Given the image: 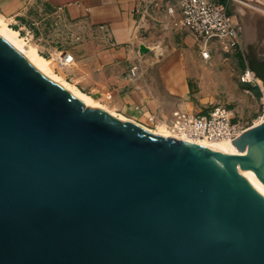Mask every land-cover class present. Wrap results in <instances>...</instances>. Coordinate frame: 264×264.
Instances as JSON below:
<instances>
[{
    "label": "water",
    "instance_id": "1",
    "mask_svg": "<svg viewBox=\"0 0 264 264\" xmlns=\"http://www.w3.org/2000/svg\"><path fill=\"white\" fill-rule=\"evenodd\" d=\"M233 144L88 107L0 37V264H264V122Z\"/></svg>",
    "mask_w": 264,
    "mask_h": 264
},
{
    "label": "crops",
    "instance_id": "2",
    "mask_svg": "<svg viewBox=\"0 0 264 264\" xmlns=\"http://www.w3.org/2000/svg\"><path fill=\"white\" fill-rule=\"evenodd\" d=\"M222 1L238 23L240 53L248 63L262 62L264 0ZM145 7L140 0H0V17L19 32L28 31V26L36 22L38 16L44 17L43 20L50 17L53 23V15L59 9L63 20L78 21L83 26L79 33L84 40L76 51L61 50L74 57L75 65L70 66L74 61L71 64L65 59L63 64L61 57H51L79 90L101 97V103L123 116V120L147 128L148 124L154 125L150 123L151 115L158 117L157 126L166 125L175 109L194 111L195 105L205 104L206 99L199 98V103L192 100L201 96V92L191 90L189 80L207 77V64L222 63L228 69L233 57L222 58V48L214 41L210 45V59L205 60L194 35L180 27L179 14L168 15L163 5L153 4L140 19ZM137 9L141 12L137 13ZM140 20L150 32L147 41L136 43ZM52 23L49 21L48 25ZM102 26L109 32L108 37L100 29ZM39 47L51 54L54 50L60 51L53 46ZM141 47L148 52H142ZM158 48L164 52L162 59ZM134 67L138 68L137 77L132 78ZM230 75L226 70L219 73V79L232 81L224 83V89L244 86Z\"/></svg>",
    "mask_w": 264,
    "mask_h": 264
},
{
    "label": "built area",
    "instance_id": "3",
    "mask_svg": "<svg viewBox=\"0 0 264 264\" xmlns=\"http://www.w3.org/2000/svg\"><path fill=\"white\" fill-rule=\"evenodd\" d=\"M146 5L145 10H142V17L148 14L151 5H163L168 15L179 14V24L182 27L189 29L197 38L202 57L209 60L211 56L210 45L217 41L220 46L232 51L240 50L241 37L238 23L229 13L226 3L220 0H140ZM60 10V9H59ZM59 10H56L53 17L54 21L51 27H62L63 34L69 37L74 42H82L84 36L79 33V29L83 26L77 22L63 20L59 15ZM140 13L139 9L136 10ZM33 26H39V23L33 22ZM137 27L143 28L142 21L137 23ZM39 29V28H38ZM100 29L105 31L108 37L109 32L102 26ZM65 31V32H64ZM56 33V31L54 30ZM27 35L34 39L31 31ZM42 35V34H40ZM43 52V51H42ZM48 53V52H47ZM46 53V54H47ZM51 53H48L49 57ZM137 67H134L131 72V77H137ZM240 80L253 88H260L264 94V83L256 76L254 71L249 67L245 69ZM264 99V96H263ZM233 114L225 108H217L210 115H200L194 111L185 109H175L171 116V125L176 132L181 136H188L194 140L205 139H224L231 138L233 141L244 132L245 128L232 122ZM158 117L151 115L150 121L156 122ZM180 140V139H179ZM187 141V140H183ZM192 142V141H188ZM195 142V141H194Z\"/></svg>",
    "mask_w": 264,
    "mask_h": 264
},
{
    "label": "rangeland",
    "instance_id": "4",
    "mask_svg": "<svg viewBox=\"0 0 264 264\" xmlns=\"http://www.w3.org/2000/svg\"><path fill=\"white\" fill-rule=\"evenodd\" d=\"M43 18L44 17L42 16H38V18H36L37 20L36 22L39 23L38 27L33 26L32 24L28 26V31H31V34L34 35V39H32L30 35L29 36L27 35V32H28L27 30H21L20 32L21 36L26 38V40L29 41L30 44L36 46L40 55L44 57H48L46 54L47 51L42 52L43 50H41V48L39 47L40 45L49 47V48L50 46H53L55 48H58L60 51L54 50V52H52V54L49 57H51L52 55L56 57H61L62 58L61 61L63 64L65 63L64 62L65 59L69 60L70 63L72 64V62L74 61L73 59L74 57H72V55L69 52H64L61 50H67V51H72V52L76 51L81 43L74 42L69 37H67L65 34H63L62 27H57V26L51 27L50 24L48 25L49 21L50 23H52V18L46 17L45 20H43ZM180 27L182 26L180 25ZM182 28L192 33L189 29L185 27H182ZM54 30L56 31V33L54 32ZM138 31L140 32V34L138 35V38L136 39V43H139L140 41L145 42V40L147 41V38H148L147 35L149 34L150 29L149 30L146 29L145 26L143 25V28H140V29L138 28ZM220 47L222 48L221 50L222 58H224V56L233 57V61L230 62L228 69H225V66L222 63L207 64L206 65V70L208 71L207 77L203 79L198 78L197 81L189 80L191 90H194L195 92H198V91L201 92V96L192 97V100L198 103H199L198 101L199 98L208 100L203 105H200V103L199 105H195L194 112L200 115H210L211 113H213L215 109L222 107V108H225L227 111H229L231 114H233V118H232L233 124H237L241 126L242 128L248 129L250 127H253L256 123H259L262 119L261 117H263V114H264L263 96L264 94L260 90V88L258 87L253 88L247 84L242 83L240 80V76L242 72L249 67V63L247 62L246 57H243L239 50H237L238 52H235L230 49L223 48L222 46ZM158 49L161 51V56L160 57L158 56V57L162 59L164 57L163 55L164 52L162 48H158ZM158 54L159 53L157 52V55ZM155 55L156 54H154L153 56ZM54 60L56 61V59ZM56 64L58 66L57 73L59 72L64 73L60 69L57 61H56ZM74 65H75V61L70 66L72 67ZM223 70L229 71L232 74L230 75V77L232 78L234 77V79L236 78V80L237 81L239 80L238 82L241 84H244V86H240L238 88L233 86V88H231V90L229 91L224 89V87H226L224 83L226 82L232 83V81L231 79H227V81H223L222 79H219V73L223 72ZM68 82L70 81L68 80ZM213 91H216V93H213ZM192 93L194 92L192 91ZM212 98H213V101H210L209 99H212ZM99 102L101 103V97L99 98ZM96 108L104 109L99 106ZM150 123H153L154 125L151 126L148 124V126H146L147 127L146 129H148L152 133H155L154 131L157 130L159 125L166 126L165 124H159L157 126V124L152 121H150Z\"/></svg>",
    "mask_w": 264,
    "mask_h": 264
},
{
    "label": "bare ground",
    "instance_id": "5",
    "mask_svg": "<svg viewBox=\"0 0 264 264\" xmlns=\"http://www.w3.org/2000/svg\"><path fill=\"white\" fill-rule=\"evenodd\" d=\"M235 20V19H234ZM236 21V20H235ZM0 37H2L5 41H7L12 47H14L18 52H20L34 67H36L40 72L46 75L48 78L53 80L54 82L58 83L66 90H68L72 95L80 99L86 106L96 108L102 107L111 113L114 116H118V114L114 110H110L105 105L99 102V98L97 96L88 95L81 90H79L76 86L68 82L64 73H57V64L54 60L55 58L52 57H44L40 55L36 46L30 44L26 38L22 37L20 32L14 30L8 25V22L3 18L0 17ZM141 51L146 53L148 49L145 47H141ZM118 117L125 119L123 116L119 115ZM261 121L256 123L254 126H257L264 122V114L261 117ZM144 128V127H143ZM251 128V127H250ZM146 129V128H145ZM148 130V129H146ZM247 130V129H245ZM244 130V131H245ZM149 131V130H148ZM151 132V131H150ZM155 134L161 135L164 137H172L175 139L180 140H187L198 143L202 146L211 147L218 151L220 150H229L232 149L235 157L244 159L246 161H250V156L248 151L245 153L240 152L236 146L233 144V140L231 138H224V139H205V140H194L188 136H181L179 135L171 123L166 124V126H160L154 131ZM246 176L249 178L253 187L259 190L261 193L264 194V185H262L252 173H246Z\"/></svg>",
    "mask_w": 264,
    "mask_h": 264
},
{
    "label": "trees",
    "instance_id": "6",
    "mask_svg": "<svg viewBox=\"0 0 264 264\" xmlns=\"http://www.w3.org/2000/svg\"><path fill=\"white\" fill-rule=\"evenodd\" d=\"M256 64H258V65H260V67L262 68V69H259L257 66H256ZM249 67H250V69L252 70V71H254L255 72V74H256V76L258 77V78H260L263 82H264V60L262 61V62H250L249 63ZM263 70V72H261V71Z\"/></svg>",
    "mask_w": 264,
    "mask_h": 264
},
{
    "label": "flooded vegetation",
    "instance_id": "7",
    "mask_svg": "<svg viewBox=\"0 0 264 264\" xmlns=\"http://www.w3.org/2000/svg\"><path fill=\"white\" fill-rule=\"evenodd\" d=\"M251 62H254L253 60L251 61ZM256 62V61H255ZM257 63V62H256ZM256 66L259 68V69H262L261 67H260V65H258V64H256ZM261 71V70H260ZM261 72H263V70L261 71ZM255 73V72H254ZM264 73V72H263Z\"/></svg>",
    "mask_w": 264,
    "mask_h": 264
}]
</instances>
